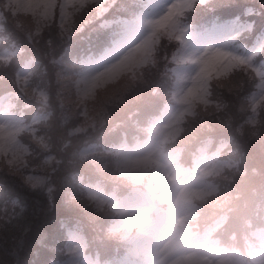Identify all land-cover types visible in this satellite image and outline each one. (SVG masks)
I'll return each instance as SVG.
<instances>
[{
    "label": "trees",
    "instance_id": "16d2710c",
    "mask_svg": "<svg viewBox=\"0 0 264 264\" xmlns=\"http://www.w3.org/2000/svg\"><path fill=\"white\" fill-rule=\"evenodd\" d=\"M22 42L28 47L23 39ZM158 48L160 50L161 45ZM45 52L43 42L34 48L29 47V55L47 67L45 69L34 63L26 84L14 75V64L19 58L28 56L18 55L11 64L0 62V92L14 91L15 106L29 110L26 102L36 95L33 86L44 81L51 85L49 93L53 111L51 117L38 127L39 132L44 131L45 144H30L33 154L37 153L35 160L30 159L31 154L15 162L6 161L0 156V264H45L59 257L63 234L56 215L57 210L63 209L68 201V187L74 179L70 175L82 177L74 170L82 167V164L95 163L90 157H78L75 153L74 146L79 133H68L66 130V116L61 109L65 105L59 106L57 103L56 91L48 73L51 62ZM162 78L161 72L157 71L142 82L148 81L151 87L157 88ZM241 82L239 87H215L207 100L194 102L193 111L184 117L179 125L181 130L175 138L182 145L181 155L206 135L226 140L222 153L229 156L233 163L211 174L215 190L196 199L195 217L196 221L203 222L225 212V218L216 229V233L225 241L231 239L230 232L237 233L245 216L252 220L256 218L253 211L255 198L248 196V192L264 183V126L260 124L255 132L249 131L250 127L264 122V105L258 106L256 110L251 109L250 117L247 102L249 81ZM104 124L113 126L109 121L100 126ZM45 153H50L48 159H43L42 154ZM29 170L42 171L48 175L53 189L51 197L45 191L31 190L29 182L23 178ZM91 170L92 166L89 165L87 171ZM149 170V167H127L118 170L115 175L106 165L98 176H113L114 180L142 179L149 176ZM16 199L24 202L26 210L22 217L19 208L12 203ZM102 218L104 214L101 216L90 211V218L86 222L99 227ZM25 227L30 231L25 232ZM127 230L125 225L115 229L118 235ZM111 235L114 234L106 233L104 241L112 249L119 242ZM21 241L23 243L17 254L12 256L10 253Z\"/></svg>",
    "mask_w": 264,
    "mask_h": 264
},
{
    "label": "snow or ice",
    "instance_id": "6c2138e0",
    "mask_svg": "<svg viewBox=\"0 0 264 264\" xmlns=\"http://www.w3.org/2000/svg\"><path fill=\"white\" fill-rule=\"evenodd\" d=\"M69 7L74 10V21L67 19L66 8ZM57 9L59 25L55 22ZM199 13L207 14L208 20L197 24L195 18ZM22 15L33 18L31 30H25L20 20ZM146 17L153 36L163 34L180 53H198L193 62L200 65L204 76L209 74L210 64L222 62L227 71L246 70L253 81L264 78V0L255 3L249 0H61L57 3L52 0L27 11L22 0H5L0 6V21L13 22L8 35L12 51L5 49L0 60L11 64L13 56H29L25 66L35 63L46 69L47 65L29 55V47L43 42L45 56L55 63L51 54L61 45L71 47L77 37L91 42L94 36H103L101 48L107 53L128 40L145 23ZM20 38L28 47L17 46ZM28 186L32 191H45L51 197L53 189L46 173L38 172L29 177ZM12 203L19 208L22 217L26 210L24 202L16 199ZM24 231L30 229L25 227ZM22 243L12 250V256Z\"/></svg>",
    "mask_w": 264,
    "mask_h": 264
},
{
    "label": "rangeland",
    "instance_id": "374dc122",
    "mask_svg": "<svg viewBox=\"0 0 264 264\" xmlns=\"http://www.w3.org/2000/svg\"><path fill=\"white\" fill-rule=\"evenodd\" d=\"M46 1L48 0H22V3L23 5H40ZM149 42V38L146 39L141 45L126 53L119 61L102 69L95 78L87 80L80 92L78 111L82 117L77 124L78 128L100 119L101 104L104 106L110 99L121 96L130 86V79L134 76L132 67L142 59ZM187 56L194 57L191 52H187ZM217 63L219 62H213L209 65V68ZM173 71L178 77L176 85L181 86V89L176 91L178 95L176 104L171 109H167L168 105L164 106L160 113L153 118L151 124L153 131L148 137L126 143L120 148L122 157L131 165L140 164L146 160L154 161L152 178L165 183V188L158 191V196L166 200L172 198L170 211H167L172 215V223L164 230L166 235L161 237L159 241H142L137 237H134L132 241L137 247H153L155 258L152 260L155 264H180L185 255L192 258L205 257L212 264L217 259L224 257L229 249L218 245L212 237L207 235V231L202 232L199 236H192L177 250L170 252L161 250V244L166 241L167 236L173 234L170 231L174 230L173 224L191 206L188 193L205 188L208 185L204 176L199 173L198 168H208L219 163L216 152L211 155L200 148L194 158L192 168L189 169L176 161L175 149L165 150L162 148L161 142L164 137L170 133L173 134L176 130V121L185 106V95L190 92L191 88H195L203 75L200 72V65L194 62L181 64L179 67H174ZM100 74L101 76L96 81L99 84L95 86L96 82L94 80ZM197 89L198 87L192 92ZM256 91L259 94L264 93V78L259 80ZM4 101L5 96H0V148L14 150L16 146L14 132L19 124L13 116L15 115L14 112L4 105ZM191 171H193V174L189 177ZM151 205L152 200L149 195H146L144 190L134 188L123 197L119 205L120 215L117 223L120 221L127 223L144 222L151 230L160 229L162 226H159L158 222L161 219V214L152 212ZM167 231L170 232L167 233ZM253 236L255 239L248 244L246 249L250 257L255 260L253 264H264V227L255 229ZM71 239L72 243L76 245L78 237L71 234ZM176 240L177 237L173 238L169 245L171 246ZM72 260L78 264L95 263L91 258L81 259L78 249L72 255ZM140 262L137 258L125 257L115 264H140ZM51 264L59 263L53 262Z\"/></svg>",
    "mask_w": 264,
    "mask_h": 264
}]
</instances>
